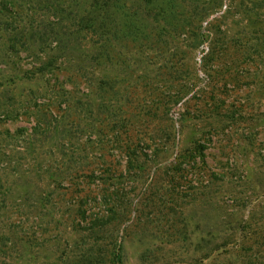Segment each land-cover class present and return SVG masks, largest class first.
<instances>
[{"label": "rangeland", "instance_id": "374dc122", "mask_svg": "<svg viewBox=\"0 0 264 264\" xmlns=\"http://www.w3.org/2000/svg\"><path fill=\"white\" fill-rule=\"evenodd\" d=\"M88 4L0 0V264L74 252L79 190L95 243L121 244L124 264H264L237 232L264 222V0H221L179 38L108 62L78 31ZM130 140L149 155L127 170Z\"/></svg>", "mask_w": 264, "mask_h": 264}, {"label": "trees", "instance_id": "16d2710c", "mask_svg": "<svg viewBox=\"0 0 264 264\" xmlns=\"http://www.w3.org/2000/svg\"><path fill=\"white\" fill-rule=\"evenodd\" d=\"M88 2L87 10L77 18L78 31L92 36L94 56L107 62L113 56L111 50L117 52L116 47L119 46L122 49L127 48L126 50L136 49L144 54L157 50L160 44L165 43L161 40L163 35H168L171 40L179 38L182 33L190 31L192 26L196 27L198 23L204 21L213 11L214 5L221 7V0H88ZM207 38L208 36L206 38L200 36V39L194 40L192 44L180 41L179 49L183 46L195 48ZM210 43L209 53L203 60L205 66L216 61L218 57L216 44L219 41L211 37ZM232 49L235 51V46ZM229 81H233L230 75L226 82ZM183 97L184 95L178 96L176 100L172 101L177 103ZM150 138L152 139V137ZM114 139L116 143H122L121 135L114 136ZM139 142L140 140H137V143L135 140H130L124 144L127 170L138 165L139 155L143 157L149 155L141 152V148L138 146L140 145ZM152 142H154L153 139ZM143 147L144 150L150 153V149L147 148L149 145ZM204 149L203 144L195 143L189 155L192 158L198 157L201 163L205 164ZM158 153L157 150L151 152L155 156ZM178 167H181V163ZM74 192L76 193L77 190H74ZM80 192L81 194L77 198L79 199L80 209L77 212L80 219L78 226L86 236L84 234L81 236V244L74 247V252H71L70 247L67 245V250L65 249L66 251L64 250L60 254L55 264H124L121 244L117 243L111 250L103 252L95 243L93 237H95L96 227L101 224V221L99 222L95 216L87 214L90 196L87 193L85 194L84 191L79 190ZM76 194L78 195V193ZM106 223L102 221V224ZM237 232L244 240L253 237V243H257L258 247L264 249V222L252 236L248 225L238 226ZM243 245L245 244H240V248L245 252L252 250L251 247ZM33 264H38V262L33 261Z\"/></svg>", "mask_w": 264, "mask_h": 264}]
</instances>
